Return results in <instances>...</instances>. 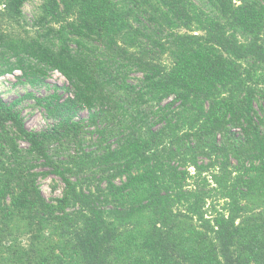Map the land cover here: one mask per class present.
I'll list each match as a JSON object with an SVG mask.
<instances>
[{
	"label": "trees",
	"instance_id": "obj_1",
	"mask_svg": "<svg viewBox=\"0 0 264 264\" xmlns=\"http://www.w3.org/2000/svg\"><path fill=\"white\" fill-rule=\"evenodd\" d=\"M30 1L0 76L69 85L0 93V264H264V0Z\"/></svg>",
	"mask_w": 264,
	"mask_h": 264
},
{
	"label": "rangeland",
	"instance_id": "obj_2",
	"mask_svg": "<svg viewBox=\"0 0 264 264\" xmlns=\"http://www.w3.org/2000/svg\"><path fill=\"white\" fill-rule=\"evenodd\" d=\"M40 2L41 0H31L25 5L24 12L28 20L33 18ZM14 31L18 30L14 28ZM19 74L20 71H16L15 75L7 74L0 76V93L8 102L22 98V105L20 108L27 127L34 130L44 129L50 120L47 119L44 109L37 105L35 99L29 97V95L32 93L36 97H42L54 92L56 86H58L59 93L65 96L67 93L63 88L68 86L69 82L61 72L52 71L48 73L45 85L32 86L26 79H19ZM87 115L88 111L83 110L80 112L79 117H86ZM39 184L44 196L49 200L62 195L64 184L60 178L55 175L40 178Z\"/></svg>",
	"mask_w": 264,
	"mask_h": 264
}]
</instances>
